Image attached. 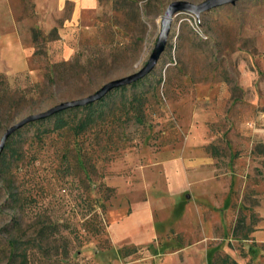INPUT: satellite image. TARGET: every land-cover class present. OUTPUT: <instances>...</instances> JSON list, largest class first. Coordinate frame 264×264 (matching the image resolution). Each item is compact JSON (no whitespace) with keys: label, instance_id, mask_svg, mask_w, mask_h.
Listing matches in <instances>:
<instances>
[{"label":"rangeland","instance_id":"obj_1","mask_svg":"<svg viewBox=\"0 0 264 264\" xmlns=\"http://www.w3.org/2000/svg\"><path fill=\"white\" fill-rule=\"evenodd\" d=\"M174 1L204 0H99L95 16L69 29L63 16L49 32L34 29L27 13L19 17L29 58L24 71L0 68V138L24 117L142 69ZM172 19L153 71L105 97L98 126L80 136L64 130L38 137L52 129L50 119L12 138L18 154L6 151L0 160V264H20L12 237L39 240L40 247H27L26 264H215L233 256L264 264L256 261L264 248L240 238L264 216V0ZM215 86L229 95L224 114L192 132L197 92ZM135 97L146 100L142 124L132 119ZM182 154L211 158V176L203 190L196 177L203 165L189 167L196 183L171 199L164 164ZM147 200L153 240L113 243L110 212Z\"/></svg>","mask_w":264,"mask_h":264},{"label":"crops","instance_id":"obj_2","mask_svg":"<svg viewBox=\"0 0 264 264\" xmlns=\"http://www.w3.org/2000/svg\"><path fill=\"white\" fill-rule=\"evenodd\" d=\"M98 9L99 0H0V68H7L13 73L26 69L29 51L25 49L22 43L23 38L19 35L22 32L19 17L27 13L26 15L35 19L34 29L49 32L55 27L57 20L63 16L68 18L63 27L75 28L83 17L95 16ZM9 33L13 34V39L9 38L7 35ZM197 93L199 100L193 111L192 132L197 128L204 129L206 123L218 122L229 101L228 92L220 86L202 88ZM192 143V138H188L186 144L191 146ZM186 156L188 157L187 154L171 156L164 164L167 195L171 199L181 197L180 195L189 190L196 183V177L201 189L205 190L206 182L211 176V168L208 166L211 158L205 154L202 158L199 154L198 158L191 160ZM195 165H203V168L199 167L196 177L193 171H189V167ZM109 222V237L115 244L130 242L140 245L153 240L155 236L153 206L150 200L110 212ZM252 230L248 239L244 241L253 243L255 247L264 248V216L257 220ZM233 257L231 260L235 264H244L243 258ZM256 258V261H264V251H260Z\"/></svg>","mask_w":264,"mask_h":264},{"label":"water","instance_id":"obj_3","mask_svg":"<svg viewBox=\"0 0 264 264\" xmlns=\"http://www.w3.org/2000/svg\"><path fill=\"white\" fill-rule=\"evenodd\" d=\"M239 1L241 0H204L199 4H194L187 1H179V2L174 1L170 3L167 6L166 10L164 11L162 18L160 19V24H159L160 34L158 35L153 52L147 64L142 69L132 74V76L129 75L127 77L116 79L106 83L97 92L87 97L76 99L73 100L72 102L71 101L63 102L44 112L29 115L27 117L22 118L18 122L11 125L0 138V156L10 136L13 133H15L17 130L23 128L25 125H28L35 121L49 118L50 116L64 110L84 107L85 105L87 106L89 104L96 103L101 99H103L109 92L113 91L114 89L131 86L134 83H137L140 80L144 79L146 76H148L155 68V65L157 64L161 54L165 51L171 30V21L173 20L172 18L176 14L186 13L198 19L200 15L208 11L226 5H234Z\"/></svg>","mask_w":264,"mask_h":264},{"label":"trees","instance_id":"obj_4","mask_svg":"<svg viewBox=\"0 0 264 264\" xmlns=\"http://www.w3.org/2000/svg\"><path fill=\"white\" fill-rule=\"evenodd\" d=\"M141 81V80H140ZM139 81V82H140ZM134 83L133 85H131L132 87H136L137 84L139 83ZM125 90V87L123 88H118V89H114L113 91L109 92L105 97H107L108 95H110V93L112 92H118V91H124ZM105 97L103 99H101L100 101L96 102V103H93V104H89V105H85L84 107H79V108H74V109H68V110H64V111H61V112H58L52 116H50L49 118H46V119H43V120H39V121H35V122H43L45 120H50V119H54V123H53V126H52V129L49 130L48 132H44V130H42L41 132H39V134H37V136L39 137L40 134H43L42 136L44 135H47L46 133H49V134H53V133H60L64 130H69L72 132L73 135L75 136H80L82 134H85V132L87 130H89L90 128L92 127H96L99 125V123H102L104 117H105V106H108V103L106 102V99ZM135 100V104H131L133 105L132 107V115H133V122L134 123H138V124H142L144 122V119H143V112L146 110L145 108V99H143V97H135L134 98ZM78 111H84L85 112V115L82 116L80 119H76L74 120L73 122H69L68 120L64 119L63 118V115L65 113H76ZM34 123V122H32ZM31 124V123H30ZM29 125V124H28ZM27 125H25L24 127H26ZM23 127V128H24ZM21 128V129H23ZM21 129L17 130L15 133H13L10 138L7 140L6 142V145H5V148L0 156V160H6L4 157H6L5 155V152L6 151H10L11 150V155H15L16 157V154H18V151L14 150L11 148V145H12V138L16 135H18L21 131ZM16 143V142H14ZM18 156V155H17ZM0 161V162H1ZM2 169H7V163H2ZM1 169V170H2ZM254 223V222H252ZM254 226V224H252ZM253 230H247L245 231L241 236L240 238L242 240H246L248 239V236L250 235V233L252 232ZM41 233V232H40ZM9 243V246L10 248H12L13 250V257H15L16 259L19 260L20 264H26L27 262V258H28V255H27V247H29V244L30 243H33V245L35 246H39L40 247V244L39 243V240L37 238H34V239H23V238H20V237H12L9 239L8 241ZM67 255L65 253V256H63V259H66ZM213 263L215 264H235V262L231 259H229L228 257H223L221 259L219 258H214L213 259Z\"/></svg>","mask_w":264,"mask_h":264}]
</instances>
